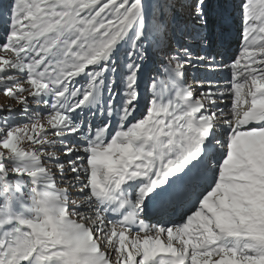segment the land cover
I'll list each match as a JSON object with an SVG mask.
<instances>
[{
    "label": "snow or ice",
    "instance_id": "obj_1",
    "mask_svg": "<svg viewBox=\"0 0 264 264\" xmlns=\"http://www.w3.org/2000/svg\"><path fill=\"white\" fill-rule=\"evenodd\" d=\"M0 264H264V0H0Z\"/></svg>",
    "mask_w": 264,
    "mask_h": 264
},
{
    "label": "rangeland",
    "instance_id": "obj_2",
    "mask_svg": "<svg viewBox=\"0 0 264 264\" xmlns=\"http://www.w3.org/2000/svg\"><path fill=\"white\" fill-rule=\"evenodd\" d=\"M6 104H12L13 107H15V103L11 101L9 98H6L3 96L2 93H0V106L6 105Z\"/></svg>",
    "mask_w": 264,
    "mask_h": 264
}]
</instances>
